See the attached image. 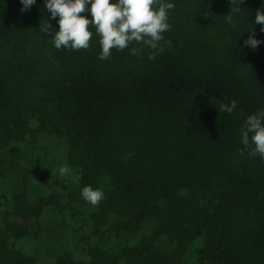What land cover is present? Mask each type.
Listing matches in <instances>:
<instances>
[{
	"label": "trees",
	"instance_id": "16d2710c",
	"mask_svg": "<svg viewBox=\"0 0 264 264\" xmlns=\"http://www.w3.org/2000/svg\"><path fill=\"white\" fill-rule=\"evenodd\" d=\"M240 6L250 32L232 46L248 25L205 41V50L169 30L163 35L170 47L149 60L151 50L141 46L143 55L125 72L98 59L97 37L92 59L88 49L53 54L50 34L33 27L27 42L26 26L0 8V155L13 144L33 149L41 134L62 140L78 189H103L104 199L91 205L94 235L117 242L148 230L113 250L89 249L88 261L65 253L58 264H187L197 239L198 264H264V160L239 151L245 117L264 108V43L241 47L250 34L264 41L261 25L252 24L264 0ZM232 99L237 109L221 112ZM22 170L2 219L0 264H36L17 241L37 238L45 210L72 211L74 194L64 203L61 194L43 195L49 188L42 186L30 196L28 178L45 174ZM58 183L48 187H64Z\"/></svg>",
	"mask_w": 264,
	"mask_h": 264
},
{
	"label": "rangeland",
	"instance_id": "374dc122",
	"mask_svg": "<svg viewBox=\"0 0 264 264\" xmlns=\"http://www.w3.org/2000/svg\"><path fill=\"white\" fill-rule=\"evenodd\" d=\"M37 2L40 3L33 5L27 12L21 13L19 0H0V8L5 14H10V19L14 22V25H16L15 23L17 22H19V24L21 22L26 26L27 39L29 38L27 42L31 41L30 34L33 27L36 28L37 26H40L41 33L45 32L43 31V28L46 21H48L51 27V38L55 33L54 27L57 25L56 20L50 19L49 14L43 7L44 0H36V3ZM80 15H84L87 18V12L81 13ZM217 16H219V18L212 22L210 30L212 34L213 32L220 31L223 28L227 29L226 32L218 37V42H220L222 39L227 37V34L232 27L227 26L225 16ZM89 30L93 33L89 41L88 48L89 57L92 59L91 57H93L95 52L91 48L96 46L95 41L97 34L94 27H90ZM195 31L196 29L193 28L191 32L196 36L197 33H195ZM187 32H190V30L188 29ZM208 38L209 37L206 33V35L200 36L199 40L204 43ZM97 43L100 45L99 40ZM139 46L140 45L133 43L129 45V48H126L123 51L116 52V50L113 49L112 53L116 52L118 55H111L108 61L117 66L115 69L116 71L125 72L138 60V58L143 55L142 53L138 56H132L129 54L130 48ZM51 47L55 49H52L54 54L57 49L53 45ZM36 74L37 72H33L32 74L22 73L19 75V78L21 80L28 79L32 78ZM42 150H46L47 155L45 151ZM0 164V174L3 175V177L0 178L1 197L5 196L8 199L11 194L18 189L17 187L20 185L19 176L24 173L23 171L25 169L22 170V166L24 165H27L30 169L33 167L37 170L42 168L45 174L44 178H28L27 184L29 185L30 196L34 197L38 194V192H42L39 189L42 188V186L49 188V191L45 192L43 195L49 193L61 194V196L64 197L62 199L64 203L68 202V199H66L68 194H74L70 199L69 209L72 208L71 212L66 209L64 213L58 214L50 209L45 210L40 217L41 228H38L37 238H33L31 235V238L30 236H27L17 241L16 248L21 250L24 254L32 256L36 260V264H58V257L65 253H69L73 261H88V250L91 248L94 249L101 247L106 250H113L119 244L126 243L128 241H135L139 237L148 234V230L144 227L136 238L131 239L127 235H123L117 242H115L114 239L102 240L94 235L95 223L91 220L93 208L91 204L84 201L80 195L81 190H79L76 185V179L78 182V178L74 172L75 170L71 171L70 177H61L58 173V169L61 166H67L71 169L67 163L66 147L62 140L41 134L39 142L33 149L26 144L10 145L1 152ZM58 181V185L65 182L64 187L66 190H64V187L62 186L55 187L53 189H50L52 186L48 187ZM61 191L63 192L61 193ZM10 205L11 202L9 199L8 202L4 200L0 201V230L3 227L2 219L4 217V212L10 209ZM15 222L17 224H23V222L18 218L15 219ZM33 230H35V227L30 228L31 232ZM200 244L201 241L197 239L187 250L184 256V260L187 264H198L196 255ZM119 264L123 263L120 262Z\"/></svg>",
	"mask_w": 264,
	"mask_h": 264
},
{
	"label": "clouds",
	"instance_id": "9594fccd",
	"mask_svg": "<svg viewBox=\"0 0 264 264\" xmlns=\"http://www.w3.org/2000/svg\"><path fill=\"white\" fill-rule=\"evenodd\" d=\"M20 12L24 13L36 4V0H19ZM243 0H231L237 5L225 15L226 23L232 28L237 27L234 19L241 10L239 5ZM87 6V8H86ZM44 9L50 19L56 20L58 28L52 35V44L61 48L78 51L88 49L95 28L99 36L100 53L98 59L108 60L112 50L123 51L135 43L150 49L148 59L153 60L171 41L166 40L164 33L170 30L169 11L175 8L174 0H44ZM87 12V18L81 13ZM261 25L264 32V7L257 9L252 24ZM43 31L49 36L51 27L46 21ZM244 32L241 31L240 34ZM163 42V43H162ZM261 41L250 34L241 47L256 49ZM143 48L132 47L129 54L138 56ZM237 101L232 99L228 104H221L220 111L232 114L237 109ZM242 114V113H241ZM240 154L247 153L249 157H259L264 160V108L257 109L253 114L245 117L240 130ZM61 177L71 176V169L61 166L58 169ZM80 195L84 201L96 206L104 199V192L100 188L86 185Z\"/></svg>",
	"mask_w": 264,
	"mask_h": 264
},
{
	"label": "crops",
	"instance_id": "0c3cea01",
	"mask_svg": "<svg viewBox=\"0 0 264 264\" xmlns=\"http://www.w3.org/2000/svg\"><path fill=\"white\" fill-rule=\"evenodd\" d=\"M174 2L175 8L169 11V23L171 25L170 30L172 33L199 50H205V47L201 41L200 45L196 42V36L191 32L192 29H196L195 33H197L198 36H204L207 33L209 38L205 41L210 40L212 42H218V37L221 33L213 32L211 34L210 26L207 22L213 19L215 15L224 17L231 12V9L237 7V5L231 4V0H174ZM239 7L241 10L234 17L235 20H239V26L236 28H230L227 37L234 33L235 30L243 28L245 25H248V29L245 34L238 37L230 46L245 37L250 32L248 14L242 6L239 5ZM188 29L190 32H187ZM226 31L227 29L224 30V32ZM96 37L98 40L100 39L98 35H96ZM98 46L99 47L96 48V50L100 53V45ZM141 46L142 45L139 47ZM108 66L112 67L111 64Z\"/></svg>",
	"mask_w": 264,
	"mask_h": 264
}]
</instances>
